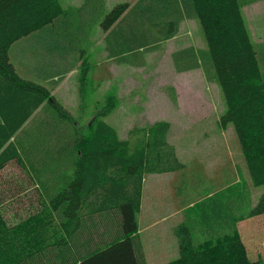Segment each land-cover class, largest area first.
<instances>
[{"label": "trees", "instance_id": "trees-1", "mask_svg": "<svg viewBox=\"0 0 264 264\" xmlns=\"http://www.w3.org/2000/svg\"><path fill=\"white\" fill-rule=\"evenodd\" d=\"M260 1L137 0L108 11L105 0H0V174L13 160L32 179L8 188L0 178V264H148L138 235L144 179L187 165L169 140L170 121L151 125L132 143L105 120L117 106L111 96L82 123L52 93L63 77L49 84L22 77L13 45L41 33L48 63L56 65L80 51L85 35L88 43L100 26L108 52L141 67L140 50L176 37L184 19L199 21L206 47L173 52L174 68L202 69L209 83L219 85L227 106L221 124L233 126L253 186L264 187V41L252 40L243 14ZM159 20L167 28L162 35L155 27ZM40 106L46 113L32 131L15 135ZM14 188L29 195L22 202L29 210L18 221L9 220L4 209L6 193ZM260 214L264 188L248 213L233 215L214 239L196 241L187 225H179V255L162 264H264L249 257L237 231L244 216ZM226 222L218 218L214 227Z\"/></svg>", "mask_w": 264, "mask_h": 264}, {"label": "rangeland", "instance_id": "rangeland-1", "mask_svg": "<svg viewBox=\"0 0 264 264\" xmlns=\"http://www.w3.org/2000/svg\"><path fill=\"white\" fill-rule=\"evenodd\" d=\"M61 2L64 5L67 3L66 0ZM243 14L252 40L263 42L264 0L244 7ZM162 22L159 20L160 24L155 26L161 35L167 29ZM181 27V32L176 38L165 41L160 47L140 50V55H144L141 67L126 64L125 60L120 59V62L117 60L120 64L116 74L102 71L99 76H95L92 70L88 75V72L86 73L84 79H78L76 89L79 100L75 104L76 111L81 107H90L96 101L102 102L101 107L105 104L109 96L105 98L100 96L98 83L102 82L105 88L108 90L112 88L113 92H116V101L117 95L119 97L116 110H112L105 120L118 130L121 138L130 139L135 143L151 125L167 120L172 124L169 140L177 146L183 159L189 160L198 154L201 158L208 159L206 162L208 169L211 168L209 160L227 162L225 168L230 166L232 171L230 195L233 199L240 195L234 206L231 205V201L225 202L222 209V215L227 219L225 226H230L231 217L237 214V218L244 212L248 213L251 200L253 202L257 200L264 187L253 186L233 126L221 124L220 118L227 106L219 85L209 83L202 69L187 73H178L175 70L173 52L190 45L206 46L199 21H183ZM162 29L165 30L161 32ZM169 87H173L174 91ZM88 121L81 120L82 123ZM205 186L206 192H209L211 190L209 182L205 183L204 179L200 182L191 181L194 195L202 192ZM203 210L206 211V216ZM195 211L201 212L200 219L205 226L217 224V213L209 215L207 207L203 208L202 204L186 210L190 213ZM138 217L142 225L143 219L140 218L142 216ZM16 220L14 218V221ZM196 229L198 230V227ZM237 231L249 257L258 259V255L261 254L260 259L264 260V214L252 218L244 216L239 226L237 224ZM202 239L203 234H199L197 240Z\"/></svg>", "mask_w": 264, "mask_h": 264}, {"label": "crops", "instance_id": "crops-1", "mask_svg": "<svg viewBox=\"0 0 264 264\" xmlns=\"http://www.w3.org/2000/svg\"><path fill=\"white\" fill-rule=\"evenodd\" d=\"M66 1L67 3L65 5H82L84 2V0ZM136 1L137 0H105V6L106 9L109 10L118 2L135 3ZM184 21L197 22L194 19H184ZM181 29L182 27H180V32ZM42 36L41 33H37L33 37L21 39L13 45L12 58L21 76L42 84H49L62 76L63 78L60 84L51 88L52 93L59 102L72 113L76 120L93 119L96 116L97 109L101 108L102 102L96 101L90 107H81L76 111L75 104L79 100L76 89L77 80L80 78L84 79L86 73L88 72V75L92 70L95 76H99L102 71L116 74L119 63H117V58H114L113 55L108 52L105 41L106 33L103 32L100 26H96L90 34L89 44L87 43L86 34L83 38L84 42L80 45V51L70 52L64 58V61L58 62L56 65L48 63L50 57L48 54V46L46 44L44 46L38 41ZM87 45H89L88 49ZM195 47L198 46L195 45ZM190 71L193 70L182 73ZM98 84L101 97H115L116 92H113L112 88L108 90L107 87L105 88L103 86L102 82ZM118 99L119 97L117 95L116 102H118ZM43 105L45 104H42V106ZM42 106L34 111L15 135H25L32 131L37 121L46 113V107L42 109ZM180 158L187 163L183 170L179 172L148 175L144 179L142 207L139 213V216H142L140 217L141 220L143 219V227L138 219V235L141 240H143L144 252L148 264L166 263L179 255V239L175 230L179 225H187L191 236L196 241L199 239V234H203L206 240L214 239L217 235L229 228V226L225 225L222 228L218 226H202L200 219L201 212L195 211L194 213H190L186 212V210L190 207H199L202 204L203 208L207 207L209 215H215V213L219 211L220 213H217L218 218L224 219L225 217L221 213L225 206V202L229 203L232 201L230 195L231 167L227 166V168H225L226 164H228L225 161L209 160L211 168L208 169L206 166L208 159L201 158L198 154L194 155V157L189 160H185L181 156ZM12 169L15 171H12ZM0 178L3 179L2 182L5 181L7 183L8 188L10 184L21 185L22 182L31 183L32 180L29 179V176L24 170L13 160L6 164L4 170L0 174ZM201 179H204L205 183L209 182L211 190L206 192L207 186H205L202 192L194 195L191 181L200 182ZM238 197H240V195L234 198V201L238 200ZM25 198L29 199V195L21 188L9 189L7 191L4 209L9 220L14 221V218H16V221H18L17 216L25 215L27 212L26 210H29L22 204ZM31 207L34 206L31 204L30 208ZM203 214L205 216L207 215L205 210H203ZM190 223H195L196 226L192 227ZM239 223L240 221L237 223L238 226ZM196 227H198V230ZM203 228L205 230H202ZM260 256L262 257V255H258L259 259Z\"/></svg>", "mask_w": 264, "mask_h": 264}]
</instances>
